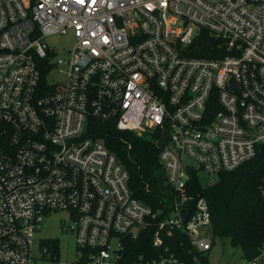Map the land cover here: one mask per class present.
I'll return each instance as SVG.
<instances>
[{"label": "built area", "instance_id": "1", "mask_svg": "<svg viewBox=\"0 0 264 264\" xmlns=\"http://www.w3.org/2000/svg\"><path fill=\"white\" fill-rule=\"evenodd\" d=\"M202 29L216 55L192 53ZM67 33L59 54L47 39ZM89 117L167 133L169 201L153 209L132 195L115 153L86 134ZM262 142L264 0H0V264H32L53 212L66 213L72 264H118L124 238L150 225L155 246L185 232L202 264L211 213L189 171L217 177ZM259 191L264 200V175ZM136 264L187 263L164 247Z\"/></svg>", "mask_w": 264, "mask_h": 264}, {"label": "trees", "instance_id": "2", "mask_svg": "<svg viewBox=\"0 0 264 264\" xmlns=\"http://www.w3.org/2000/svg\"><path fill=\"white\" fill-rule=\"evenodd\" d=\"M198 49L192 53L198 56L216 55L210 49L219 40L206 29L200 34ZM46 82V70L43 71ZM87 135L103 140L113 151L128 173L127 183L133 196L153 209L160 206V199L169 201L167 184L162 180L164 170L158 161L159 147L156 145V131L137 132L118 128L114 118L100 120L89 117ZM264 175V142L257 147L255 155L228 171L218 173L213 182L203 184L196 170L189 171V192L200 194L207 199L211 213V232L215 237H226L229 243L240 249L248 261L254 260L264 249V200L259 185ZM155 226L142 228L135 237L126 236L122 256L118 264H136L140 255L153 256L162 252L164 247L173 252L187 264H193L194 251L189 237L182 230L163 234V244L153 245ZM49 244L51 258H56L58 241L46 237L42 244ZM202 264H209L207 252L201 255Z\"/></svg>", "mask_w": 264, "mask_h": 264}, {"label": "rangeland", "instance_id": "3", "mask_svg": "<svg viewBox=\"0 0 264 264\" xmlns=\"http://www.w3.org/2000/svg\"><path fill=\"white\" fill-rule=\"evenodd\" d=\"M48 42L55 47L59 54L69 50L73 45V37L71 33L62 35H53L48 37ZM190 160L189 158H185ZM199 178L203 184L213 182L216 175L199 171ZM66 218L65 212H53L43 221L42 229L36 234L35 253L37 258L32 264H72V260L76 254L73 233L64 231L61 228V220ZM66 220V219H65ZM45 237H54L58 241L57 251L54 255L57 258H51L53 252H48L49 257L42 256L43 252L40 245V240ZM211 248L207 251L209 264H252L246 260L239 248L232 246L226 237H212ZM254 264H264V249L260 255L255 258Z\"/></svg>", "mask_w": 264, "mask_h": 264}, {"label": "water", "instance_id": "4", "mask_svg": "<svg viewBox=\"0 0 264 264\" xmlns=\"http://www.w3.org/2000/svg\"><path fill=\"white\" fill-rule=\"evenodd\" d=\"M139 134V133H138ZM167 136V133L164 132L163 134L160 135V137L158 138V140L156 141V145L157 147H161L162 146V140ZM165 176L162 177V180H165ZM182 213H185V210H182Z\"/></svg>", "mask_w": 264, "mask_h": 264}]
</instances>
